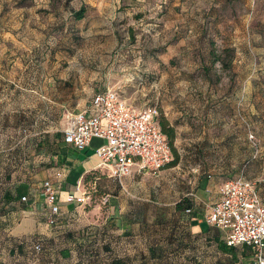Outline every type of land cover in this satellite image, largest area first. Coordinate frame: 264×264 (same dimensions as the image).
Instances as JSON below:
<instances>
[{
	"label": "crops",
	"instance_id": "crops-1",
	"mask_svg": "<svg viewBox=\"0 0 264 264\" xmlns=\"http://www.w3.org/2000/svg\"><path fill=\"white\" fill-rule=\"evenodd\" d=\"M153 1L0 0V264L10 253L14 264L255 263L252 247H228L227 231L204 220L228 179L257 181V191L264 197V182L259 181L264 179V151L255 152L247 139L253 131L254 140L264 143V128L259 133L257 129L260 117L257 113L248 117L245 85L226 94L217 87L212 91L218 83L213 77L224 73L209 67H222L220 51H229V67L239 64L235 76L244 84L251 76L242 68L258 53L256 40L264 33L249 29L246 21L237 22L234 15L239 9L234 3L240 0H212V9L203 15L213 24L202 23L196 33L197 9L186 6L187 24L195 37L177 39L159 53L166 62L184 48L197 63L187 75L203 81L186 87V96L168 108L165 119L174 128L170 164L154 172L132 168L117 182L97 167L95 149L102 140L93 139L82 151L63 140L68 119L86 109L95 93L107 90L101 78L88 86L87 78L73 77L69 32L77 27L81 36L92 30L97 34L115 30V58L119 57L121 28L133 29L143 22L154 9ZM159 2L163 3V9L156 8L159 16L177 13L182 6L174 0ZM80 10L82 15L76 18ZM90 13L99 17L89 27ZM174 18L170 24L182 21L177 14ZM245 121L250 128L242 130ZM105 179L113 183L95 194ZM45 180L57 188L61 200L79 183L84 190H93L91 200L62 202L57 225L49 226L42 194ZM12 188L23 194L11 192L13 199L8 201L4 194ZM23 195L26 202L20 201ZM34 242L41 244V252L33 250Z\"/></svg>",
	"mask_w": 264,
	"mask_h": 264
},
{
	"label": "rangeland",
	"instance_id": "rangeland-1",
	"mask_svg": "<svg viewBox=\"0 0 264 264\" xmlns=\"http://www.w3.org/2000/svg\"><path fill=\"white\" fill-rule=\"evenodd\" d=\"M159 1H153L155 4L154 9L148 11L149 13L143 19V22L135 24L133 29L121 28L119 43L122 44V52L119 57L115 58V30H98L100 31L98 34L95 33L96 30H92L85 32L81 36L79 30L82 29L77 27V29L69 32V36L66 39L69 53L73 56L74 61L73 77L78 75L82 79L87 78L88 86H92L95 81L99 82L101 78V83L105 88L116 91L137 109L156 106L158 109V121L161 117H169L168 108L172 107L171 104L177 103L178 100L186 96V87L192 86L193 83L199 86L203 85L201 78L196 75L193 78L191 75H187L196 62L186 56L187 51L184 48H180V53L171 55L166 62L160 60L159 53L177 39H192L195 37V34L190 31L187 24L189 15L186 16V13H188L186 6L190 5L197 9L193 20L195 33L197 29H201L202 23L207 25L211 23V19L207 20V16L204 15L212 9V5H210L212 0H181V7V4H178V0H174L180 10L177 13L172 10L167 17L164 15L159 16L157 13L159 10H156L157 6H162L163 9V3ZM234 7L239 9L237 15H234L236 18L239 17L238 23L239 20L242 22L246 21L249 29L253 28L254 30H252L259 34L261 32L264 33V0H240V2L234 3ZM176 14L182 21L177 25L170 24L175 20L174 16ZM224 15L227 17L226 13ZM97 17H99L97 14L90 13L89 18L93 21L88 24L89 27L94 25V20ZM162 17L165 23L162 22ZM203 19H205L204 22H202ZM256 43L259 45L258 53L256 52V54L251 56L250 58L252 59H249V62L245 63L242 68H246L248 72H251V76L245 84L243 78L241 80L234 74V70H237L236 66H239V64L231 63L229 67V53L226 55V52L220 51L221 56L224 55L222 57L226 60L227 66L221 67L220 64H217L219 66L212 65L209 67L210 70H223L224 73V76L220 73L219 79L215 76L213 77V80L218 83H215L212 91H215V87H217L226 94L235 91L239 87L246 86L247 91H249L247 99L248 117L254 118L256 113L258 114V117H260L258 122H261V126L260 124L257 125L259 133L260 127L264 128V36L261 35V38L256 40ZM207 51L208 49L204 51L205 54H207ZM76 70L81 73V76ZM237 83H241L240 86ZM248 124L249 122L247 121L242 122L240 128L247 130L250 128ZM240 128L239 126L236 127L238 130ZM255 136L253 131L248 133L249 145L256 147L255 152L257 150L264 151V143L256 142L254 140ZM12 165H14V162ZM100 182L96 186L97 192L95 191V194H98V191H107L108 186L113 183L112 181L108 182L107 179ZM9 190V193L23 194L21 189L18 192L13 188ZM92 191L89 190L90 193ZM3 240L6 241V238L4 239L3 237ZM6 243L13 244L8 240ZM4 259L5 264L15 263V256L12 253L6 254Z\"/></svg>",
	"mask_w": 264,
	"mask_h": 264
},
{
	"label": "built area",
	"instance_id": "built-area-1",
	"mask_svg": "<svg viewBox=\"0 0 264 264\" xmlns=\"http://www.w3.org/2000/svg\"><path fill=\"white\" fill-rule=\"evenodd\" d=\"M157 117L156 106L137 109L116 91L107 89L95 93L86 109L68 119L62 129L63 140L77 151L87 148L93 139L102 140L95 149L97 167L107 170L110 179L120 182L132 168L154 172L171 163V150ZM257 184L243 177L224 181L219 187L218 200L209 207L204 220L211 227L227 231L228 247H252L254 264H264V197L259 195ZM42 194L48 205L47 224L52 227L57 225L62 202L83 204L91 200L90 192L80 183L61 200L57 188L45 180ZM20 201L26 202V196H21ZM33 250L41 252V244L34 242Z\"/></svg>",
	"mask_w": 264,
	"mask_h": 264
},
{
	"label": "trees",
	"instance_id": "trees-1",
	"mask_svg": "<svg viewBox=\"0 0 264 264\" xmlns=\"http://www.w3.org/2000/svg\"><path fill=\"white\" fill-rule=\"evenodd\" d=\"M82 11L83 10H80L78 11L76 14H75V17L76 18H79L81 15H82ZM226 55L229 53V51H226ZM221 64L223 66H227L226 65V62H225V59L222 60ZM158 124H159V127L161 129V132L163 133V135L166 137L167 139V142L169 144V148L171 150V152L174 151V148H173V140H174V128L172 126L169 125L168 121L164 118V117H161V119L158 121ZM172 162V161H171ZM4 198L8 201L12 200L13 197L10 195L9 192L5 193L4 194Z\"/></svg>",
	"mask_w": 264,
	"mask_h": 264
}]
</instances>
